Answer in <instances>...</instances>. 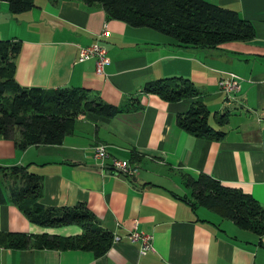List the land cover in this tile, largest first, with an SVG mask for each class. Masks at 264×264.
<instances>
[{
  "label": "crops",
  "instance_id": "0c3cea01",
  "mask_svg": "<svg viewBox=\"0 0 264 264\" xmlns=\"http://www.w3.org/2000/svg\"><path fill=\"white\" fill-rule=\"evenodd\" d=\"M208 1L248 20L253 36L213 47L177 45L148 26L107 18L95 2L34 0L31 8L13 13L0 0V38L21 40L14 57L18 83L81 87L93 99L122 107L111 116L80 114L59 143L18 149L12 139L0 137V165H26L36 174L39 203H79L112 236L100 255L32 241L21 248L0 245V264H264V234L241 229L204 206L192 209L181 197L188 188L180 173L203 172L250 194L264 210V0ZM103 25L107 34L97 37ZM94 41L108 59L101 72L93 58L75 60L79 46ZM226 71L239 77L236 91L219 88L217 80ZM170 75L197 87L206 120L224 132L221 138L194 136L176 125L175 116L194 97L166 101L141 91L145 82ZM131 98L138 105H130ZM221 112L224 122L214 115ZM98 143L106 151L100 159L93 156ZM112 157L137 169L121 177L106 167ZM19 174L0 171L2 189L18 182ZM227 223L235 228L228 230ZM131 229L147 234L151 247L142 251L139 239L128 238ZM0 231L67 236L81 228L74 222L42 226L15 204L2 202Z\"/></svg>",
  "mask_w": 264,
  "mask_h": 264
},
{
  "label": "trees",
  "instance_id": "16d2710c",
  "mask_svg": "<svg viewBox=\"0 0 264 264\" xmlns=\"http://www.w3.org/2000/svg\"><path fill=\"white\" fill-rule=\"evenodd\" d=\"M10 12L27 10L34 0H4ZM97 3L107 18L120 19L133 26H148L171 38L177 45L213 47L216 44L253 36L251 23L233 9L208 0H81ZM21 47L19 38H0V137L10 138L16 148L28 145L59 143L70 133L80 114L90 111L111 116L122 109L91 98L81 87L41 88L18 83L14 77V57ZM142 92L154 93L166 101L194 97L175 123L191 135L219 139L224 132L208 124L207 108L198 96L197 87L181 75L159 77L143 84ZM130 105H138L131 98ZM224 122L226 113H214ZM132 160V159H131ZM26 165L1 166L0 171L20 173L4 190L0 186V203L15 204L26 217L42 226L74 222L79 233L67 236L27 234L21 231H0V245L21 248L30 241L38 246L88 249L102 254L111 242V233L81 204L73 206H44L37 198L41 194L38 176L25 170ZM188 194H183L190 208L201 205L230 219L237 227L255 234H264V210L248 193L221 184L214 177L199 172L180 173ZM173 193V192H172Z\"/></svg>",
  "mask_w": 264,
  "mask_h": 264
},
{
  "label": "built area",
  "instance_id": "2783aa9c",
  "mask_svg": "<svg viewBox=\"0 0 264 264\" xmlns=\"http://www.w3.org/2000/svg\"><path fill=\"white\" fill-rule=\"evenodd\" d=\"M106 34L107 29L105 25H103L100 32L97 34V37ZM88 58H93L94 69L96 72H101L104 64L107 63L108 60L105 54L104 46L102 44H99L97 41H94L88 45L79 46L75 60L82 61ZM217 84L219 88L226 93L233 92L236 91L239 87V77L231 71H226L218 78ZM93 156L98 159L106 156L104 144L98 143L93 146ZM106 167L112 169L118 168L121 170L124 176L132 175L137 169L136 166L129 162V160L116 157H112L109 166ZM128 238L130 240L139 239L142 243V251L151 247L148 241L149 236L141 231L131 229L128 232Z\"/></svg>",
  "mask_w": 264,
  "mask_h": 264
},
{
  "label": "rangeland",
  "instance_id": "374dc122",
  "mask_svg": "<svg viewBox=\"0 0 264 264\" xmlns=\"http://www.w3.org/2000/svg\"><path fill=\"white\" fill-rule=\"evenodd\" d=\"M6 181L9 182L8 179H7ZM3 182H4V179L2 178V179L0 180V186H2V187H3V184H2ZM225 226H226V228H227L228 230H230V231L233 230L232 228H235L234 225H231L232 227H230L229 223L225 224Z\"/></svg>",
  "mask_w": 264,
  "mask_h": 264
},
{
  "label": "water",
  "instance_id": "95a60500",
  "mask_svg": "<svg viewBox=\"0 0 264 264\" xmlns=\"http://www.w3.org/2000/svg\"><path fill=\"white\" fill-rule=\"evenodd\" d=\"M116 172H118V174L121 176V177H124V175L122 174L121 170L118 169V168H115L114 169Z\"/></svg>",
  "mask_w": 264,
  "mask_h": 264
}]
</instances>
